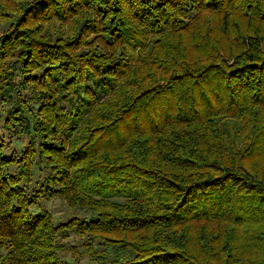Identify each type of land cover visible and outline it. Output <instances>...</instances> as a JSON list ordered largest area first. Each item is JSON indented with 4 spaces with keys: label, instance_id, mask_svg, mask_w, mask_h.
Returning a JSON list of instances; mask_svg holds the SVG:
<instances>
[{
    "label": "trees",
    "instance_id": "1",
    "mask_svg": "<svg viewBox=\"0 0 264 264\" xmlns=\"http://www.w3.org/2000/svg\"><path fill=\"white\" fill-rule=\"evenodd\" d=\"M33 5L27 16L55 11L65 17L82 9L108 15V32L88 33L100 47L88 59L70 54L77 46L51 47L38 32L7 33L25 53L24 68L68 72L59 97L74 104L73 115L78 104L90 102L82 97L85 68L97 77L101 95L92 99L78 145L67 149L47 143L52 130L67 133L75 124L57 111V97L40 91L48 84L36 77L24 83L34 89L31 102L39 97L34 110L21 100L25 85L2 79L1 67L2 98H17L7 121L32 139L13 160L26 169L19 177L7 173L11 160L0 143V264H61V240L70 228L119 248V260L108 264H264V0ZM79 37L74 43L83 45ZM118 45L124 47L116 59ZM46 48L57 50L47 62ZM36 152L52 171L55 191L68 206L88 211L87 220L55 222L39 209L36 194L20 188V177L29 181L34 174Z\"/></svg>",
    "mask_w": 264,
    "mask_h": 264
},
{
    "label": "rangeland",
    "instance_id": "2",
    "mask_svg": "<svg viewBox=\"0 0 264 264\" xmlns=\"http://www.w3.org/2000/svg\"><path fill=\"white\" fill-rule=\"evenodd\" d=\"M35 1L36 0H13L14 5H12V0H0V44L2 39H4L3 44H6L4 49H1L0 46V72L3 68V72L5 73V75H2L1 77H4L2 79L10 77L12 81L17 84V86L25 85L24 83L30 77H36L39 81L48 84L46 89L40 91L43 94L45 93L44 95L46 97H57V102H55L56 109L58 108L57 111H59V113H64L66 117H69V124L72 123V121L75 124L69 128L67 133H63L62 131L61 134H59V132L57 133L52 130V134L48 138L49 140L47 143L50 142L58 145H60V143H65V147L67 149H72L74 146L78 145L75 144L74 139L83 130L86 121H89L91 113H93L95 102H93L92 99H94L95 96L99 97L101 95L99 86L95 83V80H92L97 79V77L87 74V72H92L90 69H84L85 72L82 78V84L85 86L82 87H85L84 89H87V92H82V97L90 102L86 106L78 104L77 107H79V115L75 116L71 110V107L74 104H70L67 100H62L59 97L62 93H64L63 86L65 82L69 80L68 77L70 75L67 74L68 72L62 68L60 71L56 69L51 70L48 66L44 65L42 66V69L37 71H30L28 66H25L26 68H24L23 64L25 65V61L23 58L25 57V53L20 52L22 47H17L16 43L10 44V41H8L10 38L7 36V33H9L11 29H14L15 32L18 31L23 33L26 31L30 33L38 32L39 37H47V41L51 47L58 45L59 43H62V45H65L68 48L77 46L76 49L70 50V54L83 59H88L91 58V56L87 53L90 52L92 48L93 51H98L100 49V47L96 45L93 46L95 43V37L93 34L89 35L88 33L91 29H95V27H98L100 30L105 29L108 32V28L106 27L108 25V15L103 17L99 12L96 13L92 10L82 9L77 15H68L65 17H62L55 11L53 13H42L40 17H38L39 14L32 16V13L27 16V11L35 5H33ZM63 7L65 6L62 4V8ZM129 23H132V21L130 20ZM131 25L136 27L133 23ZM107 32H101L99 33V36L108 39ZM86 34L88 35L87 37ZM79 36H81V38ZM78 37L82 40V43H84L83 45H79V42L74 43V40H77ZM6 40L8 43H6ZM123 47L124 46L122 45L116 46V56L121 53L120 48ZM45 51V59L43 61L47 62L50 61L51 58H54V51L57 50L46 48ZM41 52V48L36 49V53L38 55L41 54ZM129 53H131V51H129ZM129 53L124 51L125 55H129ZM118 58L119 56L116 57V59ZM31 74L33 75L31 76ZM45 74H48L47 78H45ZM71 78L74 80L75 77L71 75ZM106 79H109V76H107ZM142 86H150L149 81H144ZM33 91L34 89L29 84H26L21 89L23 96L21 100L25 99L29 102L30 107L37 110V105H39V97L37 94L34 95L33 98H38L35 101L33 99L32 102L30 101V98L34 94ZM12 96H15V94H12ZM15 98L13 97V99L6 100V98L3 99L0 94V143H3L2 151L4 152V155L11 160V163L6 166L7 173L9 175L19 177V174L23 170L26 171V169L23 167L22 163H15L13 160L20 157V153H22L24 148L27 147L32 138L26 133L19 132L21 126L18 125V123L13 125L7 121L9 109L12 107L14 102H17V98ZM73 103H75L74 100ZM21 111L24 114V118L26 120H30L31 116L28 112L24 109H21ZM31 133L33 137L34 132ZM36 151H38L37 148ZM34 160L35 165L33 168L34 174L31 178L32 181L31 179L27 181V177H20L18 180L20 188L26 187L29 193L36 194L37 199H39V209L49 212L55 222L66 223L68 219L70 220L72 218H85L87 220L88 218L86 217L89 216L88 211L82 210L78 208V206L74 208L68 206V203L62 198V196L55 191V186L58 187V184L57 182L50 181L52 171L50 167H48L49 165L47 162L44 161L37 152L34 156ZM80 166H82V164ZM72 172L73 171H70V173ZM111 201L121 205L126 201V198L111 197ZM33 210L37 211V208L34 207ZM64 233L67 237L61 240L63 245V250L59 252V261H61V264H108L112 260L118 261L122 254L118 250L119 248L111 246L113 244H111L110 241L105 244L106 242L90 238L88 234L80 235L74 228L65 230ZM130 254L133 256L132 253ZM3 255L4 250L2 249L0 250V258ZM134 261L138 262L139 260Z\"/></svg>",
    "mask_w": 264,
    "mask_h": 264
}]
</instances>
